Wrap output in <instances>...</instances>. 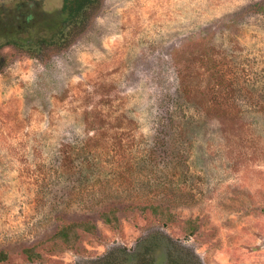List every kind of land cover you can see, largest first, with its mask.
Wrapping results in <instances>:
<instances>
[{
  "label": "rangeland",
  "instance_id": "obj_1",
  "mask_svg": "<svg viewBox=\"0 0 264 264\" xmlns=\"http://www.w3.org/2000/svg\"><path fill=\"white\" fill-rule=\"evenodd\" d=\"M99 2L58 47L62 0H0V264L125 262L165 238L264 264V0ZM60 222L96 230L68 248Z\"/></svg>",
  "mask_w": 264,
  "mask_h": 264
},
{
  "label": "trees",
  "instance_id": "obj_2",
  "mask_svg": "<svg viewBox=\"0 0 264 264\" xmlns=\"http://www.w3.org/2000/svg\"><path fill=\"white\" fill-rule=\"evenodd\" d=\"M100 5L99 0H62L60 7L61 21L57 24L54 30V37L51 38L53 46H66L70 40L83 31L93 14L98 10ZM18 48L38 49L39 44L25 40L21 43H13ZM138 210L143 213L149 210L154 218L162 223H172L175 217L170 213L169 209L159 205H149L139 207ZM103 224L110 227L119 226L117 210L110 208L99 214ZM96 227L90 222H72L61 223L57 226L56 231L50 237L54 242L62 243L68 248H72L78 240V231L94 233ZM182 230L188 236H194L198 233L199 223L196 218L187 219L183 222ZM166 251H160L155 245H147L139 248L136 254L131 255V259L123 261L122 259L113 262L109 259L112 254L104 257L103 263L108 264H200L199 258L190 250L182 248L181 245L174 243L171 239L165 238ZM24 254L29 261H32L37 255L32 253L31 249H24ZM115 255V254H113ZM6 253L0 251V262L6 260Z\"/></svg>",
  "mask_w": 264,
  "mask_h": 264
}]
</instances>
